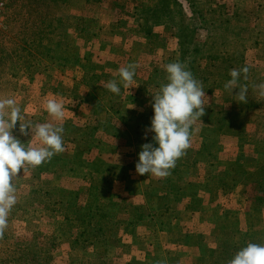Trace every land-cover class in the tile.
Listing matches in <instances>:
<instances>
[{"label":"rangeland","instance_id":"rangeland-1","mask_svg":"<svg viewBox=\"0 0 264 264\" xmlns=\"http://www.w3.org/2000/svg\"><path fill=\"white\" fill-rule=\"evenodd\" d=\"M154 1L0 0V96L33 124L54 123L49 99L65 108L64 151L17 173L0 264H228L264 245V97L254 87L264 83V0H176L207 43L206 63L217 52L249 68L248 96L240 103L239 89L213 79L222 68L192 73L205 113L162 179L135 171L153 142L152 96L175 62L170 31L153 27L147 40L133 18ZM128 65L132 88L111 93ZM13 135L38 144L18 123Z\"/></svg>","mask_w":264,"mask_h":264},{"label":"clouds","instance_id":"clouds-1","mask_svg":"<svg viewBox=\"0 0 264 264\" xmlns=\"http://www.w3.org/2000/svg\"><path fill=\"white\" fill-rule=\"evenodd\" d=\"M135 65L119 69V83L111 80L106 84L113 94H120L121 85L132 88L135 77ZM167 83L152 96L153 117L147 132L153 134L152 141L141 146L135 171L138 175L165 178L176 162L190 147L193 125L205 113V91L201 83L180 62L164 66ZM248 67L233 68L230 79L224 88L235 95L240 103H247L248 87L240 83L247 79ZM258 95L264 97V83L254 86ZM45 109L54 123L33 124L23 113L17 100L12 96H0V234L8 226V216L17 203L15 179L17 173L25 167H38L50 160L55 154L64 151L62 121L65 108L62 102L49 99ZM202 122V121H201ZM19 124V132L29 136L30 132L38 141L35 146L22 143L13 135V129ZM228 264H264V245L248 243L240 248Z\"/></svg>","mask_w":264,"mask_h":264},{"label":"trees","instance_id":"trees-1","mask_svg":"<svg viewBox=\"0 0 264 264\" xmlns=\"http://www.w3.org/2000/svg\"><path fill=\"white\" fill-rule=\"evenodd\" d=\"M135 12L136 14H134L135 16L133 18L138 21V32L145 39L152 38V30L156 26L167 28L170 31V38L176 46L173 58H175V62H180L185 65L186 69L191 73L198 72L208 77L211 74L210 69L222 68L225 70L224 76L211 74L216 82H220L221 80L227 81L230 79L227 73L231 69L240 68V63L237 61L235 63L229 61L228 58L219 59L218 57H214L217 52L209 56V63H206L205 54L208 50L207 43L197 39L196 28L185 22L181 12V5L176 0H155L149 6H141L140 11L138 7ZM229 56L232 57V53ZM202 60L205 62L200 64ZM100 77L106 80L107 76L101 75ZM94 79H97L96 75L90 76L87 82L93 83ZM242 85H245V82Z\"/></svg>","mask_w":264,"mask_h":264},{"label":"built area","instance_id":"built-area-1","mask_svg":"<svg viewBox=\"0 0 264 264\" xmlns=\"http://www.w3.org/2000/svg\"><path fill=\"white\" fill-rule=\"evenodd\" d=\"M0 7H1V3H0Z\"/></svg>","mask_w":264,"mask_h":264}]
</instances>
